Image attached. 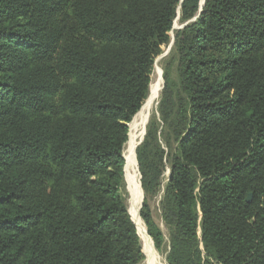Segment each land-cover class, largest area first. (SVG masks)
<instances>
[{"label": "trees", "instance_id": "1", "mask_svg": "<svg viewBox=\"0 0 264 264\" xmlns=\"http://www.w3.org/2000/svg\"><path fill=\"white\" fill-rule=\"evenodd\" d=\"M201 3L0 0V264L143 260L122 150L171 35L140 218L162 250L168 169L167 264H264V0Z\"/></svg>", "mask_w": 264, "mask_h": 264}, {"label": "rangeland", "instance_id": "2", "mask_svg": "<svg viewBox=\"0 0 264 264\" xmlns=\"http://www.w3.org/2000/svg\"><path fill=\"white\" fill-rule=\"evenodd\" d=\"M181 28H182V26L180 25L179 21L178 20L175 21V23L173 25V30H179ZM173 43H174V38H173V35H171V41L169 42V45L165 48V50L162 53V55H160L158 57V59L156 60V62H155L154 69H153V72H152L153 76L151 77V82H152V79L155 78L156 70L158 69L159 73H160L161 81H162V86H161V89H160V91L158 93V96H156V98L153 100L152 104L150 105V109H149V112H148V118H147L145 126L143 128H139L138 132H136V136H135V146H134L135 171H136L137 181L139 183L140 190L142 192V196H143V191L141 189V183H140V178L141 177H140V174H139L138 164H137V160H136V149L142 143V141L144 139V136H145V131H146L147 124L149 123V121L152 118H155L158 121H160L159 123L162 126V123H161V120H160L161 118H160V115H159V102L161 100L162 93H163L164 88H165L166 79H167L168 84H169L171 89H174L176 87V84H177V81H178V71H177L178 68H177V62H176L177 60L172 55L173 54ZM136 118H135V120H136ZM135 120L133 122H130V123L127 124V127H128L127 141L124 144V147H123V150H122L123 178H124L123 179L124 180L123 194H124V197H125V200H126V204H127L128 215L130 214V211H131V208H132L131 207L132 206V201L134 200V198L136 196L135 195L136 192L131 190L128 182L125 179V174H124L125 173V171H124V169H125V158L124 157L128 154V148L127 147H128L129 142L131 141V132H132V128H133L132 126L134 125ZM168 174H169V171H168V169H166V171L163 172V176H162L163 188H164V185H165V182H166V178L168 177ZM163 188H161L159 195L156 198H154L153 200L150 201V207H151V211H152V214H153V218H154L155 222L157 223V225L159 226V228L161 229V231H162V233H163V235L165 237V247L162 250H160V251L155 249V246H154L152 240L150 239V237L147 234V230L145 228V225H144V223L142 222V220L140 218L139 214H140V210H141L142 207L140 208V205H139L138 217H139L140 223H141L142 227L145 228V232H146L148 238L151 241V245L153 246L152 247V253H151V255H149L144 250L143 242L139 238L140 243H141V247H142V254H143V260L139 264H167L166 257H167L168 251H169V245H168V241H167V230L165 228L166 226H165V224L163 222V219H162L161 203H160L161 202L162 193H163ZM143 199H144V197H143ZM140 203H141V200H140ZM142 206H143V204H142ZM132 223H133V221H132ZM136 232H137V229H136ZM137 235H138V233H137Z\"/></svg>", "mask_w": 264, "mask_h": 264}, {"label": "bare ground", "instance_id": "3", "mask_svg": "<svg viewBox=\"0 0 264 264\" xmlns=\"http://www.w3.org/2000/svg\"><path fill=\"white\" fill-rule=\"evenodd\" d=\"M161 86H162V81H161L159 70L157 69L156 76L154 79H152V82L149 87V95L145 103V106L142 109L141 113L139 114L137 120L134 122V125L132 126L133 128L131 132V141L129 142L128 147H127L128 154L124 157L125 158V169H124L125 179L128 182L131 190L136 192L135 194L136 196L134 200L132 201L130 217L137 229L139 238L143 242L144 250L149 255H151L152 253L153 246L151 245V241L145 232V228L142 227L139 217H138V213H139L138 209H139L140 200H141V190H140L139 183L137 181V176H136V171H135L134 146H135L136 132H138L139 128H143L145 126L147 118H148V112L150 109V105L152 104L156 96H158Z\"/></svg>", "mask_w": 264, "mask_h": 264}, {"label": "water", "instance_id": "4", "mask_svg": "<svg viewBox=\"0 0 264 264\" xmlns=\"http://www.w3.org/2000/svg\"><path fill=\"white\" fill-rule=\"evenodd\" d=\"M204 0H202L201 6L203 5ZM250 200V195L248 197V201ZM143 204V196H142V192H141V203H140V208L142 207Z\"/></svg>", "mask_w": 264, "mask_h": 264}]
</instances>
